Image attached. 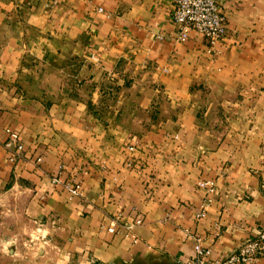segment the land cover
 <instances>
[{"label": "crops", "instance_id": "obj_1", "mask_svg": "<svg viewBox=\"0 0 264 264\" xmlns=\"http://www.w3.org/2000/svg\"><path fill=\"white\" fill-rule=\"evenodd\" d=\"M216 1L213 57L171 0H0V264H173L195 237L217 260L256 235L264 0Z\"/></svg>", "mask_w": 264, "mask_h": 264}, {"label": "built area", "instance_id": "obj_2", "mask_svg": "<svg viewBox=\"0 0 264 264\" xmlns=\"http://www.w3.org/2000/svg\"><path fill=\"white\" fill-rule=\"evenodd\" d=\"M171 20L176 26V40L184 43L192 32L201 35L206 44V53L216 56V45L226 35L225 18L219 11L216 0H171ZM157 38H160L157 36ZM6 139L3 149L7 153H18L23 150V144L17 133L5 131ZM52 183L64 186L71 197H76L80 189V181L61 182L58 175H54ZM200 188L211 192L212 187L208 183H198ZM200 213L198 219L203 218ZM143 224L140 215L130 218L129 221H114L108 228L113 233L116 227H120L127 235ZM211 249L202 246L201 239L194 238L193 256L186 259H177L173 264H253L258 258L264 257V224L258 229L253 238L242 243L236 253L224 259H211Z\"/></svg>", "mask_w": 264, "mask_h": 264}, {"label": "rangeland", "instance_id": "obj_3", "mask_svg": "<svg viewBox=\"0 0 264 264\" xmlns=\"http://www.w3.org/2000/svg\"><path fill=\"white\" fill-rule=\"evenodd\" d=\"M39 243H40V244H41V243L43 244L42 239H39ZM21 244L24 245V248H23V249H25V248L28 249L26 246H27V245H30V238H25V237H24V238L22 239Z\"/></svg>", "mask_w": 264, "mask_h": 264}]
</instances>
